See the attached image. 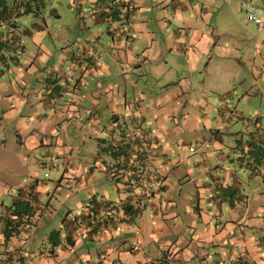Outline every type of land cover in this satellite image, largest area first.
Returning <instances> with one entry per match:
<instances>
[{"label": "rangeland", "instance_id": "374dc122", "mask_svg": "<svg viewBox=\"0 0 264 264\" xmlns=\"http://www.w3.org/2000/svg\"><path fill=\"white\" fill-rule=\"evenodd\" d=\"M137 1L138 8L133 7L135 15L138 20L148 19L147 25L156 37L152 48L161 51L156 61L146 60L141 51L147 40L134 32L137 53L133 63L139 59L141 65L137 69L133 66L128 77L141 85L148 80L144 89L153 95L167 89L180 92V78L187 83L182 87V109L172 112L167 120L172 130L170 155L183 161L180 172L173 167L170 189L154 197L143 195L137 213L126 215L114 226H103L91 236L81 230L74 245H64V217L69 219L80 213L90 197L118 203L124 196L117 192L112 177L89 179L85 163L94 158L87 152L90 142H84L87 134L83 128L53 131L48 122L51 119L44 118L48 125L42 136V131L32 134L29 128L19 129L26 123L30 128L39 126L45 112L51 113L49 107L61 105L58 99L42 104L31 94L11 104L0 101V219L6 217L5 213L10 215V209L29 206L24 215L29 222L13 232L19 239L17 249L25 251L22 260L26 264H146L152 258L165 256L172 264H225L239 254L264 264V140L257 136L253 143L245 141L252 133L264 137V28L258 29L246 17L240 0H199L203 3L205 36L199 42L198 58L190 70L185 65V53L170 51L166 46L167 35L182 25V21L172 18L174 7L162 0ZM104 2L0 0V4L7 5L11 21L17 24L11 49L0 47V52L6 51V57L37 52L34 36L37 27L42 26L48 28L41 47L52 51L50 61H56L68 46L76 50L79 43L97 53L114 43L112 20L95 19L97 14L89 12L94 7L99 11ZM15 3L19 12H10ZM26 4L29 12L24 10ZM177 6L183 9L180 3ZM183 13L188 15L185 9ZM158 20H164L162 28ZM8 26L5 23L3 30ZM217 37L221 38L222 47L215 45ZM23 61L24 58L20 63ZM169 64L173 67L170 70ZM63 66L67 68L68 62ZM121 69L114 68L110 78H122ZM146 70L149 74L144 73ZM36 74L39 72L23 64L11 76L5 75L6 85L13 91L26 90L41 84ZM20 76L22 83L17 79ZM169 79H175L176 84L161 86L162 80ZM46 80L50 83L53 78ZM36 111L41 115H36ZM64 117L66 114L57 120L61 125L67 120ZM176 129L180 130L183 142L173 136ZM216 138L223 142L220 148ZM34 139L37 143L32 146ZM184 167L188 174H182ZM229 170L234 176H228ZM217 171L226 177L225 184L217 186L213 180L212 174ZM16 186L32 189L31 198L28 194L20 199ZM52 230H59L60 236L53 245V253L49 238ZM3 235L4 225H0V240ZM5 240L0 244V252L15 248L8 243L9 236Z\"/></svg>", "mask_w": 264, "mask_h": 264}, {"label": "crops", "instance_id": "0c3cea01", "mask_svg": "<svg viewBox=\"0 0 264 264\" xmlns=\"http://www.w3.org/2000/svg\"><path fill=\"white\" fill-rule=\"evenodd\" d=\"M117 1L119 3L127 1L136 9L138 8L137 0H106L105 4L100 5L104 12L101 16H93L95 19L112 20V30H114L109 29L113 32L114 43L110 46L105 45L97 53H92L90 48L79 43V47L76 50L72 46H68L60 52L56 61H50L49 58L52 51L49 49L43 50L41 47V39L48 28L42 26L37 27L34 36V40L38 44L37 52L29 53L26 56L19 55V53L16 56L8 54V57H6V51H1L0 77H2L1 83L3 84H0V101L6 102L7 100V103L11 104L12 101L17 100L19 97L23 101L24 98L30 97L31 94L35 95L42 104L46 102L49 104L52 101H56V99L60 100V107L56 105L49 107L48 112L51 113L45 112V116L43 115L38 121L39 126L30 128L29 124L26 123L25 127L19 126V129L29 128L32 134L42 131V136L43 131L47 130L45 128L48 122L51 125L50 130L53 131H59L62 128L69 130L71 127L74 129L83 128L87 134L84 142H90L87 152L91 155L90 158H94L93 161L90 160L85 163L88 168L86 173L89 179L104 175L112 177L115 179V188L119 194L124 197L131 194L133 195L132 198L142 199L148 195L154 197L156 194H161L162 190H169L170 184H172L171 172L173 167L174 171L179 170L177 173L183 168L182 159L170 155L172 130L167 120L172 112L175 113L182 109L180 102L182 87H186L187 83L182 80L183 78H180L178 80V82H181L180 92H176L175 89L173 91H168L167 89L162 91L161 94L153 95L144 89L148 84V80L141 85L139 81L128 77L133 66L137 69L141 65L138 62L139 59H136L137 61L133 63V56L137 53V49L133 45L134 32H138L139 36L143 35L144 40H147V44L141 51V55L146 60L152 59L156 61L161 48L153 49L156 41V37L153 35L154 31L152 27L147 25V18L137 19L135 8L128 14V29H123L125 17L122 18V16L126 15L127 12L124 5L115 3ZM162 1L166 5L174 7L172 18L182 21L181 26L178 25L177 28H174L167 35L166 46L170 51L182 50L185 53V65L192 70L198 58L199 42L201 43L205 36L202 30L203 3H199V0ZM260 2L262 3L259 4H264V0H260ZM177 3H180V7L188 11V15L184 16L183 9H179ZM113 11L114 13L111 14ZM119 14H121V19L117 22L115 19L120 16ZM158 21L162 25L160 28H162L165 24L164 20ZM13 35L14 31L3 34L1 38L6 43H3L2 46L11 49V38ZM213 37L215 36L213 35ZM208 38L210 39V36ZM69 40L70 37L64 42L69 44ZM220 40L221 38L217 37L215 41L217 47H222ZM40 52L42 53L41 59H39ZM22 58H24V61L20 63ZM30 59L33 60L30 61ZM187 60L191 63L188 64ZM64 62H68L67 68L63 66ZM165 63L167 64V61ZM23 64H25L27 69L39 72V75L36 74V76L38 81H41V84H35L26 90L15 88V91H13L12 88L6 85L5 75L11 76L13 71H16ZM41 65L43 66L42 69ZM118 66L122 67L123 77L110 78L113 69ZM167 68L169 70L172 69V64H169ZM144 73L149 74V71L146 70ZM22 76L17 78L20 83H22ZM48 77L53 78L50 83H47L46 78ZM92 77H95V79ZM167 83L170 85L176 84V81L175 79L162 80L161 86ZM7 84H11L10 81ZM54 89L55 93L53 95L52 90ZM12 95L13 97L11 98ZM172 101L174 104H172ZM17 104L21 106V102ZM35 114L41 115L37 111ZM65 114L66 117L64 118H67V120L64 125H61L57 120ZM24 117L21 116L22 120H25ZM44 118L51 119V121L46 122ZM181 119L183 121L186 120L184 117H181ZM56 125L57 129L55 130ZM173 136L183 142L180 130H174ZM257 136L259 137L258 140H264V137L257 132L254 133L251 141H256ZM216 140L218 141L217 147L220 148L223 142L217 138ZM36 143L37 141L34 139L32 146ZM247 150L250 151V146ZM245 151L246 149H243V152ZM218 157L222 158V155ZM172 164L174 165L171 166ZM222 164L224 165V163ZM241 164H244V162H241ZM184 171H181L182 174L187 173V168ZM227 174L228 176H231V174L234 176V172L231 170L227 171ZM212 178L216 181L217 186L226 182V177H223L218 171L212 174ZM233 179L235 178L233 177ZM19 188L22 190V193H19L20 199L28 195L26 194L27 188L18 186L17 191ZM30 190L31 194H33V190ZM19 210L22 211L18 213ZM27 211V207L20 208L17 211L8 210L7 212L10 213L15 222L8 227L17 226V230L24 228L26 224L24 215ZM15 212L17 213L14 214ZM16 223L18 224L16 225ZM0 225H4V219H0ZM16 229L12 228L8 241L15 248L4 249L0 252L2 255L0 256V264H26L22 260L25 251L22 253L17 249L16 243L19 239L13 233ZM13 238L17 240L14 241ZM6 240L3 235L0 244L6 242Z\"/></svg>", "mask_w": 264, "mask_h": 264}, {"label": "trees", "instance_id": "16d2710c", "mask_svg": "<svg viewBox=\"0 0 264 264\" xmlns=\"http://www.w3.org/2000/svg\"><path fill=\"white\" fill-rule=\"evenodd\" d=\"M117 4L120 5H124L127 4V1H124L123 3H119L118 1L115 2ZM7 5L5 3L0 4V29L3 30L4 24L8 22V27H6V32L5 29L2 31L0 30V47H4L2 46L3 43H6L4 41L3 38H1V36H3V34H7L10 31L15 30L16 28V22L11 21L12 15L11 13H9L8 9H7ZM13 10L19 12V7L18 4L15 3V6L11 8L10 12H12ZM25 11L29 12L30 11V7L26 4V7L24 9ZM91 11V12H90ZM126 11V10H125ZM89 12L92 14H97V16H101L102 13L104 12V10L102 9V7L99 8V11H95L93 8H91L89 10ZM114 11L111 13L113 14ZM130 12H127L126 15H124V17L127 19H129L128 14ZM17 30V29H16ZM254 134H249V137L245 140V141H249V143H253V137ZM251 137V138H250ZM251 150V147H250ZM22 193L21 188H19V190L17 191V193ZM26 194H31V190L28 189V191L26 192ZM133 195L128 194V196L123 197L122 199H120V201L118 203H114L110 200H105V199H97L96 197H90L89 202L86 203L83 208V210L78 213L75 214L72 218L67 219L66 217L63 218V227L65 229L64 234H63V238L64 240V245H74V243L77 240V234L79 232H84V233H88V235H92L96 230H100L103 226L108 227V226H114L116 221L120 220V219H124L126 215L129 216V214L131 213H137V211L140 210V204L142 199L139 198H132ZM29 198H31V195L29 196ZM27 208H29V206H26ZM13 211H17L15 209H13ZM22 210H19L18 213H20ZM17 212H15L14 214H16ZM6 217L4 218V235L5 238H7L12 231V228L15 230L17 228V226H13L12 228L8 227L10 224H14V220L10 215H7V213H5ZM27 222H29V220H26ZM14 222V223H13ZM18 223H16L17 225ZM84 230V231H83ZM16 231H18L16 229ZM59 230H52L49 234V238L52 242V245L50 247V251L51 253L54 252L53 250V245L56 244L59 241ZM171 259L167 258V256L165 257H161V258H152V260L149 263L146 264H172L171 263ZM225 264H256L255 261L251 260L250 258H248L247 256H244L243 254H239L236 257H234L233 259L229 260L228 262H226Z\"/></svg>", "mask_w": 264, "mask_h": 264}, {"label": "built area", "instance_id": "2783aa9c", "mask_svg": "<svg viewBox=\"0 0 264 264\" xmlns=\"http://www.w3.org/2000/svg\"><path fill=\"white\" fill-rule=\"evenodd\" d=\"M240 9L244 11L246 17L253 20L258 29L264 28V4L256 3L252 0H240ZM126 12H130L133 6L127 2L124 6ZM129 19L123 22V29H128Z\"/></svg>", "mask_w": 264, "mask_h": 264}]
</instances>
